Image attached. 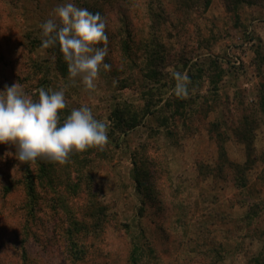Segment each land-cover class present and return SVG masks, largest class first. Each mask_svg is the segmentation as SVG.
<instances>
[{
    "label": "rangeland",
    "instance_id": "rangeland-1",
    "mask_svg": "<svg viewBox=\"0 0 264 264\" xmlns=\"http://www.w3.org/2000/svg\"><path fill=\"white\" fill-rule=\"evenodd\" d=\"M68 2L106 19L111 68L94 89L69 76L56 45L41 46L40 25L59 24L54 9ZM228 2L0 0V91L17 84L38 99L63 88L61 123L82 105L107 126L115 106L142 114L185 72L183 57L227 70L217 95L207 78L192 86L168 125L161 109L118 146L72 151L63 164L21 162L0 144V264H264V0Z\"/></svg>",
    "mask_w": 264,
    "mask_h": 264
},
{
    "label": "clouds",
    "instance_id": "clouds-1",
    "mask_svg": "<svg viewBox=\"0 0 264 264\" xmlns=\"http://www.w3.org/2000/svg\"><path fill=\"white\" fill-rule=\"evenodd\" d=\"M54 12L59 24L48 19L40 25L44 37L41 46L49 48L58 42L69 76L80 77L87 89H94L100 68H111L104 62L108 55L103 43L108 39L105 17L72 2L58 6ZM65 107L63 88H41L38 99H33L17 84L5 86L0 91V144H14L16 158L21 162L47 156L63 164L72 151L102 148L107 143L108 126L94 117L90 107L72 109L61 123L59 112Z\"/></svg>",
    "mask_w": 264,
    "mask_h": 264
},
{
    "label": "trees",
    "instance_id": "trees-1",
    "mask_svg": "<svg viewBox=\"0 0 264 264\" xmlns=\"http://www.w3.org/2000/svg\"><path fill=\"white\" fill-rule=\"evenodd\" d=\"M248 1L249 0H229V2H228V0H227V2H228L227 8L228 7L230 8L231 4H233V6H236L240 3H245ZM156 31H158V29L154 30L152 33L153 34L152 40H155V38H156L154 36L155 35L154 33H157L158 37L160 36V33L156 32ZM156 45H157V43H154L152 46L149 47L148 50L150 53L155 52V56H153V58L155 59V61H158L160 63L161 61L164 60L165 54L162 53L160 50H158V48L155 49ZM56 47L60 49V45L58 42L56 43ZM60 59L64 61L63 57L62 58L60 57ZM183 59H184L183 66H184L185 72L183 74L181 73L179 75V77L178 76L176 77L173 85H167V82H165L163 84L164 88L160 91V93H161L160 96L158 95V97H156V100L152 101L151 104H150V102H148V104H147V105H149V108L151 106V109L146 107L147 110H145L142 114H139L135 110L129 112V111H126L123 107H119V106H115L113 108L112 113L110 115L111 123H110V125H108V141L109 142L118 146L120 144V139L122 138V136L127 134L130 130L137 128L140 124L144 123V117L146 115H149V114L154 115L155 113H158L161 109L162 110L164 109L165 111L167 108L169 110L171 109V113H169L167 116L161 115V117H165L164 120L168 125L169 120H170L169 116L173 117L176 114H178V112H179V106H177V105H179V104H180V106L185 105V103L187 101V98H185L186 93L190 92L191 87L194 85H195L194 90H196V92L199 93V91H200L199 85L201 84L200 82L202 80H205V78H207L209 83L212 85V87L208 88V90L211 91V88L215 89L214 93H212V94H215V95L218 94V91H217L218 90V82L220 80H222V77L227 73V70L224 69L220 63H218V59L209 60L207 62V64L205 65V67H197V68H195L196 64L194 62H192V58L190 56L189 57H183ZM151 69L152 68H150L149 71H152ZM156 73H158V71H156ZM161 73L162 72L160 71V74ZM181 77H183L184 79L180 83H178L179 79ZM175 85L177 88L172 91V94H170L167 97H164L163 94H166L167 92H169L168 91L169 88L172 89L173 87H175ZM166 86L169 88H167ZM212 94H210V93L207 94V97L212 98ZM163 97L166 99L162 103ZM208 113H209V110H207V114ZM218 121L219 120H217V122L212 123L213 127L216 128L218 126ZM167 125H166V127L168 128ZM170 131H172V130H170ZM234 135L235 136L237 135V137H238V132H234ZM247 140H248L247 149L250 150L252 148L251 147V136L248 137ZM225 155H226L225 147H224V144L221 143L220 147H219V156L223 157ZM134 164L135 165L133 167V172H134L133 177L135 178L137 185L140 186V184L144 183V180H142L140 178V175H139L140 171L142 169L137 170L138 167H137L136 161H134ZM227 164H231L230 161H227ZM235 166H240V164L238 165V163H236ZM222 168H223V163H220V165L217 166L218 172L222 171ZM142 171H144V170H142ZM146 171L149 172L148 169ZM241 185L245 186L246 183H243ZM258 206H259V204H251L250 210H252L253 208L257 209ZM248 213H247V216L251 217L252 215H250ZM261 234H264V230L261 231Z\"/></svg>",
    "mask_w": 264,
    "mask_h": 264
}]
</instances>
